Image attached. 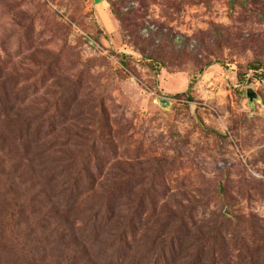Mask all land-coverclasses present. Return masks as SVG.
Returning <instances> with one entry per match:
<instances>
[{
	"label": "rangeland",
	"instance_id": "rangeland-1",
	"mask_svg": "<svg viewBox=\"0 0 264 264\" xmlns=\"http://www.w3.org/2000/svg\"><path fill=\"white\" fill-rule=\"evenodd\" d=\"M0 264H264V0H0Z\"/></svg>",
	"mask_w": 264,
	"mask_h": 264
},
{
	"label": "water",
	"instance_id": "water-1",
	"mask_svg": "<svg viewBox=\"0 0 264 264\" xmlns=\"http://www.w3.org/2000/svg\"><path fill=\"white\" fill-rule=\"evenodd\" d=\"M247 97L249 98V100H250L251 102H253L254 100H256V98H257V94H256V92H255L253 89H249V90L247 91Z\"/></svg>",
	"mask_w": 264,
	"mask_h": 264
},
{
	"label": "built area",
	"instance_id": "built-area-1",
	"mask_svg": "<svg viewBox=\"0 0 264 264\" xmlns=\"http://www.w3.org/2000/svg\"><path fill=\"white\" fill-rule=\"evenodd\" d=\"M152 28L154 29L155 27H152ZM251 73H252V71H251ZM251 73H249L248 77H250V76H251Z\"/></svg>",
	"mask_w": 264,
	"mask_h": 264
},
{
	"label": "trees",
	"instance_id": "trees-1",
	"mask_svg": "<svg viewBox=\"0 0 264 264\" xmlns=\"http://www.w3.org/2000/svg\"><path fill=\"white\" fill-rule=\"evenodd\" d=\"M100 3L103 1V0H98ZM167 1V0H166Z\"/></svg>",
	"mask_w": 264,
	"mask_h": 264
}]
</instances>
